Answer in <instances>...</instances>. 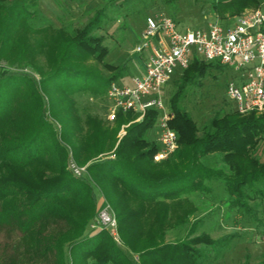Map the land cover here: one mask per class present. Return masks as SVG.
I'll use <instances>...</instances> for the list:
<instances>
[{
  "label": "trees",
  "instance_id": "trees-1",
  "mask_svg": "<svg viewBox=\"0 0 264 264\" xmlns=\"http://www.w3.org/2000/svg\"><path fill=\"white\" fill-rule=\"evenodd\" d=\"M220 4L230 16L260 6L259 0ZM36 6L37 0H0V62L28 66L38 77L0 69V233L7 238L0 245V264H132L109 231L87 232L98 218V195L112 208L118 236L137 252L139 264H200L202 254L192 243L168 244L165 234L189 222L197 209L189 196L208 191L212 180L223 184L231 208L253 214L251 201L264 204V161L254 155L264 136V112L215 117L199 135L177 98L193 80L222 66L193 59L169 101L170 128L178 136L175 153L154 162L159 146L146 135L158 112L148 110L137 122H131L134 113H117L116 125H128L125 135L112 155L101 158L107 145L116 143L117 130L103 128L93 117L83 122L74 95L106 96L110 83L121 77L123 67L104 63L108 49L93 35L102 14L69 34L34 28ZM97 65L114 73L103 77L92 68ZM70 153L78 166L90 161L86 175L76 177L68 169ZM212 155L221 166L206 165ZM202 237L210 247L220 244Z\"/></svg>",
  "mask_w": 264,
  "mask_h": 264
},
{
  "label": "rangeland",
  "instance_id": "rangeland-1",
  "mask_svg": "<svg viewBox=\"0 0 264 264\" xmlns=\"http://www.w3.org/2000/svg\"><path fill=\"white\" fill-rule=\"evenodd\" d=\"M220 1L222 0H37V6L32 10L35 11L32 23L36 29L48 26L57 30L63 29L72 34L85 27L97 13L101 12L100 26L93 32V35L103 38V45L108 49L104 63L113 68L122 69L123 67L121 77L114 82L131 86L133 80L139 78L144 72L147 53L135 54L134 48L145 28L147 17L155 14L169 16L175 21L178 29L184 31L206 27L211 22H222L226 25L227 22H235L238 16L246 12L259 8L264 10V0H259V7L246 9L238 15L230 16L225 14L229 10L224 9ZM219 13L225 14L223 19L218 16ZM43 62L45 63L42 58L41 64ZM88 63L93 62L90 60ZM2 67L10 68L14 72L30 73L38 79L28 66L21 64L10 66L6 62H0V69ZM95 67L103 77H109L114 73L101 65L92 68ZM181 75L182 72L177 73L163 87L162 98L166 108L172 114L169 101L177 91ZM235 76L236 72L231 68H211L202 78H196L186 86L184 94L177 98L178 106L196 123L199 135L213 118L236 111L234 103L226 95V85ZM74 101L77 115L83 122L87 117H93L101 121L103 128L117 130L116 143L114 141L109 147L107 145L108 150L101 158L112 155L121 139V129L128 125H122L119 128L115 120H108L109 103L106 96L94 97L90 92H85L75 94ZM131 122H137V116ZM83 127L87 128V125L83 124ZM146 137L148 141L155 142L156 126L148 131ZM254 155L259 161H264V136L259 141ZM155 156L156 154L153 157L154 162H162L156 161ZM216 157L215 155L208 156L205 159L206 165L221 166ZM98 158L100 156L92 160ZM70 164L85 168L82 176L87 174V164L78 166L71 153L68 164V169L71 171ZM207 185L209 186L208 191L189 196L197 208L189 222L183 227L168 229L164 242L173 244L181 240L192 243V249L202 254L200 264H264V204L251 201L249 205L253 214H247L228 205V197L221 182L212 180L207 182ZM100 198L101 196L98 195L97 221L87 228V232L95 227L97 230L103 228L99 223V214L103 207L108 206L109 213L115 218L112 208ZM202 236L211 240H219L220 244L210 247L200 242L204 239ZM111 237L115 247L125 258L130 259L132 264H139L137 252H131L123 244L118 233L117 236L111 235ZM6 241L4 233H0V245ZM65 254H68L67 250ZM70 260L71 256L68 254L67 262L70 263Z\"/></svg>",
  "mask_w": 264,
  "mask_h": 264
},
{
  "label": "built area",
  "instance_id": "built-area-1",
  "mask_svg": "<svg viewBox=\"0 0 264 264\" xmlns=\"http://www.w3.org/2000/svg\"><path fill=\"white\" fill-rule=\"evenodd\" d=\"M225 24L211 22L206 27L182 31L169 16L147 17L134 48L135 54L147 53L144 74L131 86L110 83L106 92L108 120L114 121L117 113L130 112L140 121L148 110L158 112L156 161L169 159L178 148V136L169 124L174 115L163 101V87L193 59L218 63L236 72L226 85V95L239 114L264 112V10L246 12L235 22ZM126 127L121 129L120 137L125 135ZM69 168L76 177L85 171L74 164ZM108 209L102 208L99 223L114 237L116 220Z\"/></svg>",
  "mask_w": 264,
  "mask_h": 264
},
{
  "label": "crops",
  "instance_id": "crops-1",
  "mask_svg": "<svg viewBox=\"0 0 264 264\" xmlns=\"http://www.w3.org/2000/svg\"><path fill=\"white\" fill-rule=\"evenodd\" d=\"M142 31H143V30H142ZM139 37H140V36H139ZM146 57H147V56H146ZM146 62H147V59H146V61H145V63H144V72H145V64H146ZM144 72H143V74H144ZM143 74H142V75H143ZM142 75H141V76H142ZM141 76H140V77H141ZM151 130H152V129H151ZM207 187H208V189H209V186H208V185H207Z\"/></svg>",
  "mask_w": 264,
  "mask_h": 264
}]
</instances>
